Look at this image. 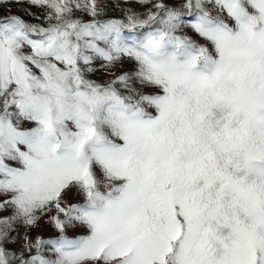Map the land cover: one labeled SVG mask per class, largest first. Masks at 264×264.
<instances>
[{
    "label": "snow or ice",
    "instance_id": "6c2138e0",
    "mask_svg": "<svg viewBox=\"0 0 264 264\" xmlns=\"http://www.w3.org/2000/svg\"><path fill=\"white\" fill-rule=\"evenodd\" d=\"M23 2L0 16V264H264V0L0 5Z\"/></svg>",
    "mask_w": 264,
    "mask_h": 264
},
{
    "label": "rangeland",
    "instance_id": "374dc122",
    "mask_svg": "<svg viewBox=\"0 0 264 264\" xmlns=\"http://www.w3.org/2000/svg\"><path fill=\"white\" fill-rule=\"evenodd\" d=\"M131 6L136 8L139 11H143V9H140L139 6L136 5L135 3H132ZM8 8H10L12 14L20 15L27 20H32V17L28 15L29 10L37 14H39L40 12L39 9L30 7V5L27 4L26 2L12 3L8 5L7 7L0 5V16L7 14ZM111 15L119 16L120 11L117 10L111 13ZM132 67H134V65L131 62H126L124 66V70H130ZM90 78L97 80L99 82H102L103 80L107 79V76L103 72H97V73L91 74ZM145 91H150V89H145ZM21 234H23V230L21 231ZM36 234L43 235L45 237L54 236L55 230L50 225H48L46 222H42L39 228L34 229L32 231V235L35 236ZM70 234H74V235L83 234V230H72Z\"/></svg>",
    "mask_w": 264,
    "mask_h": 264
}]
</instances>
